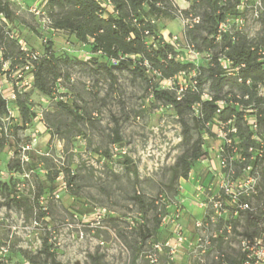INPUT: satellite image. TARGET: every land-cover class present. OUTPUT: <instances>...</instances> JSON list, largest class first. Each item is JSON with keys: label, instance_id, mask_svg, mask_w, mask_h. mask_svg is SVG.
<instances>
[{"label": "rangeland", "instance_id": "1", "mask_svg": "<svg viewBox=\"0 0 264 264\" xmlns=\"http://www.w3.org/2000/svg\"><path fill=\"white\" fill-rule=\"evenodd\" d=\"M171 1L177 13L189 6V0ZM248 1L252 4L257 0ZM9 2L15 21L11 24L0 16V30L18 40L27 58L42 54L49 41L56 55L79 60L95 56L89 43H80L73 34L47 26L45 0ZM250 14L246 12V31L256 36L261 24L257 19L251 21ZM184 19L178 13L172 20L161 21L160 33L174 44L180 61L205 64L206 54L193 57L183 39ZM0 62V92L13 115L0 118V180L18 179L17 189L32 198L35 177L44 179L46 172L61 167H69L77 174L71 187L75 194L66 189L62 175L54 180L57 189L40 197L39 204L47 208L48 215L38 221L33 215L26 217L19 210L0 206L2 264H30L28 256L32 255L44 260L39 253L43 239L60 264H218L214 258L217 251L231 261L239 258L240 240L255 235L254 227L245 220L246 211L231 220L233 230L226 240H212L203 251L200 246L187 248L184 238L195 241L197 236L212 234L220 227L209 223L206 233H202L203 228L195 225L208 210L207 198L219 187L205 157L194 163L187 179L175 180L170 188L166 187L168 168L180 153L181 127L172 108L154 101L143 83L130 81L122 73L118 85L111 90L103 75L90 76L79 66H71L67 68L69 77L58 81L55 93L47 96L33 87L30 60L12 71L9 62ZM192 76L193 73L179 74L172 80L160 81L159 86L184 87L191 84ZM16 90L28 98V106L36 113L25 127H21L11 98ZM58 101L67 103L73 113H65L57 106ZM81 114L84 118L78 119ZM115 128L120 136L118 142H114ZM213 131L218 134V127L214 126ZM261 131L264 134V122ZM220 140L217 135L207 136L211 150L206 156L215 158ZM122 156L135 166L137 182L120 162ZM10 161L20 164L26 173L10 171ZM213 163L219 168L216 160ZM34 164L37 167L29 170ZM256 169V192L245 198L259 214L264 195V158ZM135 190L146 197L142 210L131 199ZM143 234L147 236L143 238Z\"/></svg>", "mask_w": 264, "mask_h": 264}, {"label": "trees", "instance_id": "2", "mask_svg": "<svg viewBox=\"0 0 264 264\" xmlns=\"http://www.w3.org/2000/svg\"><path fill=\"white\" fill-rule=\"evenodd\" d=\"M261 3L264 7V0ZM238 4L239 0H189L187 9L178 10L183 17H198V22L185 26L182 35L187 46L206 54L205 64L180 61L174 44L166 41L160 33L161 21L178 16L171 0H45L43 8L47 26L73 34L80 43H89L95 56L79 60L68 55H56L49 41L42 54L27 58L18 40L8 31L4 33L0 30V59L9 62L10 71L30 60L33 87L47 96L55 93L58 81L69 77L67 68L71 66H79L90 76L103 75L111 90L118 85L122 73L130 81L143 83L154 101L172 108L181 127L180 153L168 168L169 184L166 187L170 188L175 180L187 179L194 163L206 157L211 150L206 139L209 135H217L213 131L214 126L224 125L231 139L230 145L220 140L218 147L225 154H229L235 146L240 155L248 158V148L258 146L252 139L253 132L245 116L256 117L258 128L255 133L264 139L261 131L264 98L258 95L257 88L259 83L264 82V54L258 53L260 48L264 49V18L261 14L257 18L261 32L256 36H250L246 27L237 29L231 21L228 30H219L220 23L244 14L245 10L240 12L236 8ZM0 16L11 24L15 21V12L9 0H0ZM223 57L230 60L229 68L238 67L236 73L223 68L220 63ZM191 73L193 76L189 85L159 86L160 81ZM14 95L13 106L18 111L21 127H25L32 123L36 113L28 106L27 97L23 98L17 90ZM7 103L0 92V118L1 115L12 118ZM56 104L65 113H73L67 103L58 101ZM78 117L84 118L82 114ZM231 127L236 129L235 133L228 132ZM114 137V142L120 140L117 128L114 129ZM263 158L264 152L251 163L256 167ZM120 162L132 172L137 182V170L130 164L129 158L122 156ZM8 169L18 174L26 173H23L25 169L20 164L12 161ZM59 175L63 176L66 189L75 194L71 187L77 179L76 172L69 167H61L54 172H46L44 179L35 177L32 198L17 189L18 179L0 180V206L19 210L26 217L33 215L35 221L46 217L47 208L43 209L39 204L40 197L57 189L53 182ZM131 199L141 210L147 203L145 195L138 190L133 192ZM244 199L250 204L248 199ZM153 203L154 200H151L150 205ZM245 220L254 227V236L263 231L260 213L247 210ZM146 236L142 235L143 238ZM39 253L43 254L44 260L39 261L37 255L28 256L30 264H60L46 239L42 240Z\"/></svg>", "mask_w": 264, "mask_h": 264}, {"label": "built area", "instance_id": "3", "mask_svg": "<svg viewBox=\"0 0 264 264\" xmlns=\"http://www.w3.org/2000/svg\"><path fill=\"white\" fill-rule=\"evenodd\" d=\"M236 8L240 12L245 10L244 14L220 23V31L228 30L231 22L236 24L237 29L243 30L249 20L246 15L247 11L251 13V21L257 19L260 14L264 18V7L262 6L261 0H257L253 4L248 0H239V4ZM46 22L48 24L47 19ZM184 22L186 25L192 22L196 23L198 22V17L186 18ZM173 38L175 39L176 37ZM189 48L191 49L190 51L193 57L199 55L194 49L191 47ZM258 53L263 55L264 49L260 48ZM37 55L38 54H31L30 57L35 58ZM220 63L223 68H226L229 72L236 73L238 69V67L229 68L231 62L224 57L220 59ZM257 88L258 95L264 98V82L259 83ZM14 97V92H12L11 98L14 99ZM8 110L12 117L11 110L9 108ZM245 120L253 132L252 139L258 146H251L248 148V158L240 155L235 146H232V150L229 154H225L224 150L218 147L215 158L209 155L204 158L205 161L209 162L207 166L210 172L216 177L219 188L215 194L207 198L205 206L208 207V210L203 213L202 220L195 221V225L203 228L202 233H206L205 230L209 223H217L220 227L214 229L212 234L207 233L197 236L195 241L187 237L184 238L188 249H195L194 247L200 246L202 248L201 251H203L204 248L210 246L212 240H216L219 237L226 240L227 235L233 230L231 220L238 217L241 212L247 210L252 211L254 209L244 198L256 192L259 175L256 167L251 162L258 160L262 156L264 152V139L255 133L258 128L256 117L245 116ZM229 131L235 133L236 129L231 127L228 132ZM217 136L224 140L226 144H231V139L227 136V130L224 129V125L218 127ZM214 160L218 162L219 168L214 165ZM260 214L262 217L261 225L264 228V195L260 203ZM178 240H181L180 236ZM239 251L240 256L236 261L229 260L225 253L219 251L216 252L214 258L218 264H264V229L256 236L243 237L239 242Z\"/></svg>", "mask_w": 264, "mask_h": 264}]
</instances>
